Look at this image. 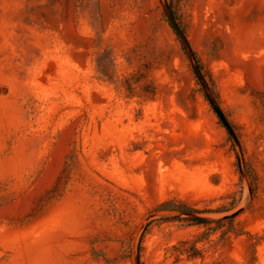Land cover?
I'll return each instance as SVG.
<instances>
[{"label":"rangeland","instance_id":"rangeland-1","mask_svg":"<svg viewBox=\"0 0 264 264\" xmlns=\"http://www.w3.org/2000/svg\"><path fill=\"white\" fill-rule=\"evenodd\" d=\"M0 264H264V0H0Z\"/></svg>","mask_w":264,"mask_h":264},{"label":"water","instance_id":"water-1","mask_svg":"<svg viewBox=\"0 0 264 264\" xmlns=\"http://www.w3.org/2000/svg\"><path fill=\"white\" fill-rule=\"evenodd\" d=\"M165 14L170 22V24L172 25V27L174 28V30L177 32V34L179 35V37L182 39L185 47L189 50V52L191 53V55H193L190 46L188 44L187 38L185 36V33L183 32L182 28L180 27L177 19L175 18L174 14L168 9L165 8ZM190 55V56H191ZM192 67L194 69V72L196 74V76L198 77V79L200 80L205 93L209 99V101L211 102L215 112L217 113V115L219 116L220 120L222 121V123L225 125V127L227 128L228 132L230 133V135L233 137V139L235 140V142L238 143V137L231 125V123L229 122L226 114L224 113V111L221 109V107L217 104L216 100L214 99V97L210 94V92L208 91V86L204 80V77L201 73V70L199 68V66L193 61L192 59ZM239 161H241V159H239Z\"/></svg>","mask_w":264,"mask_h":264},{"label":"trees","instance_id":"trees-1","mask_svg":"<svg viewBox=\"0 0 264 264\" xmlns=\"http://www.w3.org/2000/svg\"><path fill=\"white\" fill-rule=\"evenodd\" d=\"M195 221L199 222V223H204L206 222V218L203 217H194L193 218Z\"/></svg>","mask_w":264,"mask_h":264}]
</instances>
